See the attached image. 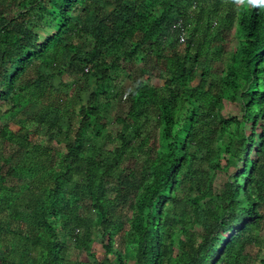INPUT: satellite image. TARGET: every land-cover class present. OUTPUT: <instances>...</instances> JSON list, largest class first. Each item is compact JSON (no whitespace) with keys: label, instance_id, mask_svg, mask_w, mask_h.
Instances as JSON below:
<instances>
[{"label":"trees","instance_id":"trees-1","mask_svg":"<svg viewBox=\"0 0 264 264\" xmlns=\"http://www.w3.org/2000/svg\"><path fill=\"white\" fill-rule=\"evenodd\" d=\"M94 1L0 0V264H250L264 240V0H114L90 26ZM138 62L148 77L112 131V71ZM68 69L77 84L96 77L86 103L54 85ZM31 106L57 113L54 136L16 121ZM92 137L110 149L94 152ZM199 161L234 168L232 181L214 192Z\"/></svg>","mask_w":264,"mask_h":264},{"label":"rangeland","instance_id":"rangeland-1","mask_svg":"<svg viewBox=\"0 0 264 264\" xmlns=\"http://www.w3.org/2000/svg\"><path fill=\"white\" fill-rule=\"evenodd\" d=\"M19 0H6V4L9 8L15 9L17 8ZM95 0V5L92 6V9L88 14H83V17L86 19L87 22H89V25L92 26L99 20H101L103 17L108 16L114 9V0H98V2ZM108 2V3H107ZM241 3V2H240ZM152 5V4H151ZM157 6V4L155 5ZM3 8V7H2ZM2 8H0V11H4ZM7 14V13H6ZM9 14L8 16H10ZM43 29V28H41ZM49 29V28H48ZM39 31L41 38L44 37L46 30ZM54 32V31H53ZM228 51L232 52L236 49V46L239 42V38L235 31L233 30L229 36H228ZM81 44V47L84 49H89L86 45V42H79ZM130 44V43H129ZM128 45V44H127ZM68 57H64V60H67ZM140 67H142V64L140 62L136 63L134 67L128 68V73L125 71L118 69H115L112 71V79L110 80V85L112 86V102L108 107H104L105 110V116L109 118L110 120V129L112 131L117 130L118 125L115 124L116 118L120 116H125L130 108L129 104V95L132 94L136 88V85L138 81L141 79L146 80L148 75L146 77L144 75L141 76V71L139 70ZM213 70L217 73H221L223 70V65L219 62L213 63ZM42 71L48 75L49 70L42 68ZM129 75V76H128ZM77 75L74 73L73 70L68 69L67 73L64 75V77L60 80L59 78H53L52 81L54 85L57 88H60L61 85L63 88V92L65 94L69 95H77L81 98L83 103H86L90 93L95 89L96 87V77L91 76L88 81L81 80L79 84H77ZM198 80H196L193 84H197ZM151 84L155 85L156 87H161L163 85V82L158 79L154 78L151 79ZM7 109L6 106L0 105V111L3 112ZM226 111H224V115L227 117L231 116H240V109L237 104H226ZM31 118L35 119V122L33 123H27L26 119ZM20 120V122H25L28 128L33 129L34 125L37 123L35 131L40 133L41 137H52L57 132L56 131H50L48 132V129L50 125L55 124V121H57V113H55L53 110H45L42 109L40 106H31L29 107L24 114L21 116H18L16 118V121ZM14 121L5 119L2 123H12ZM1 124V122H0ZM68 120L66 118H63L61 120V125L65 128L67 127ZM232 132L234 129H231ZM249 130V129H248ZM149 133H152L154 136L158 135V129L155 123V120L153 119L152 125L148 129ZM43 136V137H42ZM39 138V137H38ZM47 139V138H46ZM89 145L91 146L92 150L94 152H97L99 150L110 149L111 142H105V138H96L92 137L90 140H88ZM113 146V145H112ZM226 153H221L219 156H215L213 158V162L220 159L223 164L225 165V159H226ZM200 169L202 170V180L209 183V180H212V189L214 192H220L223 189V186L227 181H232L233 179V173L235 172L234 168H230L227 171H215L211 165H209L207 162L199 161L198 165ZM242 167V164L239 165V168ZM135 190H128L126 198L129 202H131L134 198ZM201 226L197 225L196 230L198 232L201 231ZM102 238L99 232L96 234V246L95 251L97 252V256L99 258L103 257V249H102ZM248 252L252 254V260L250 261V264H259L260 261L264 258V240L262 238V241L260 244H252L248 248ZM72 255L74 258L78 257V259L82 261L87 260V255L79 253L78 251H73ZM2 256V251L0 250V257Z\"/></svg>","mask_w":264,"mask_h":264},{"label":"built area","instance_id":"built-area-1","mask_svg":"<svg viewBox=\"0 0 264 264\" xmlns=\"http://www.w3.org/2000/svg\"><path fill=\"white\" fill-rule=\"evenodd\" d=\"M174 28H177L179 30H181V35H180V39H179V42L180 44H184L186 42V29H185V21L183 19L179 20Z\"/></svg>","mask_w":264,"mask_h":264}]
</instances>
